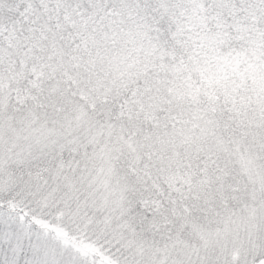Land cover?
I'll return each instance as SVG.
<instances>
[{
	"label": "snow or ice",
	"instance_id": "obj_1",
	"mask_svg": "<svg viewBox=\"0 0 264 264\" xmlns=\"http://www.w3.org/2000/svg\"><path fill=\"white\" fill-rule=\"evenodd\" d=\"M0 264H264V0H0Z\"/></svg>",
	"mask_w": 264,
	"mask_h": 264
}]
</instances>
